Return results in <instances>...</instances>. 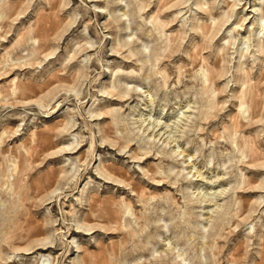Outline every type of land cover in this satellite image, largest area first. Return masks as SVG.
I'll list each match as a JSON object with an SVG mask.
<instances>
[{"label": "rangeland", "instance_id": "obj_1", "mask_svg": "<svg viewBox=\"0 0 264 264\" xmlns=\"http://www.w3.org/2000/svg\"><path fill=\"white\" fill-rule=\"evenodd\" d=\"M159 1L0 0V264H264V32Z\"/></svg>", "mask_w": 264, "mask_h": 264}, {"label": "bare ground", "instance_id": "obj_2", "mask_svg": "<svg viewBox=\"0 0 264 264\" xmlns=\"http://www.w3.org/2000/svg\"><path fill=\"white\" fill-rule=\"evenodd\" d=\"M171 2H172V0H160L159 4H158L159 10H163V9L167 8ZM227 3H228V9H229L228 15L217 26L215 25L216 26L214 28L215 34H214V37L212 39H214L218 35V33L221 31L222 27L225 26L230 21V19L232 17H235L237 15H242V16L240 18L238 17L239 20L238 21L236 20L237 22L233 24L234 27L231 30H235V32L237 34H239L240 30L243 29V26L245 25V23L252 16V18L255 17L256 27L258 28V32H259L258 35L257 36L255 35V36L258 37V39H260L261 32H264V0H232V1H228ZM196 7L200 10H203V7H202V5H200V2L196 3ZM248 24L249 23H246V25H248ZM250 26L253 27L254 23H252ZM258 47H259L258 50L260 52L264 51V43L259 42ZM261 77L264 78V72L262 73ZM66 150H70V149H61L60 152H65ZM252 154L254 155L255 152H252ZM100 175H102V174H100ZM106 179L112 180L111 178H107V177H106ZM112 181L116 182L115 180H112ZM90 230H91V228H89V229L85 228L83 231L89 232ZM47 245H48L47 243L40 242V243H36V245L33 248H37V250H40V251H45V250L49 249V247H47ZM25 251H30V250H25Z\"/></svg>", "mask_w": 264, "mask_h": 264}]
</instances>
